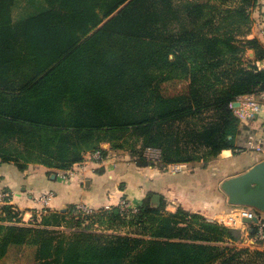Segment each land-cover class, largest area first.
I'll list each match as a JSON object with an SVG mask.
<instances>
[{
  "label": "trees",
  "instance_id": "trees-1",
  "mask_svg": "<svg viewBox=\"0 0 264 264\" xmlns=\"http://www.w3.org/2000/svg\"><path fill=\"white\" fill-rule=\"evenodd\" d=\"M255 2L41 0L14 18L17 0H0V161L69 170L108 143L164 169L239 150L231 103L264 88V49L246 38ZM243 233L151 193L135 210L70 206L37 225L6 204L0 264H264Z\"/></svg>",
  "mask_w": 264,
  "mask_h": 264
},
{
  "label": "crops",
  "instance_id": "crops-1",
  "mask_svg": "<svg viewBox=\"0 0 264 264\" xmlns=\"http://www.w3.org/2000/svg\"><path fill=\"white\" fill-rule=\"evenodd\" d=\"M249 11L251 27L246 38H256L264 49V0H256ZM247 56L254 61L251 49ZM258 64L264 65V60L257 61ZM263 118L264 107L260 113L240 121L236 137L239 150L223 149L216 158L205 163H185L179 171L138 166L129 153L114 151L108 143H103L107 154L102 159L86 157L69 170L38 163H28L20 169L13 162L0 161V186L12 193L10 204L20 211L21 221L27 225H32L25 220L38 209L36 198L43 191L53 193L47 211L66 212L70 206L78 205H86L92 210L108 208L119 206L122 199L136 208L151 193V199L154 194L160 196V202L165 204L167 211H175L181 206L216 222V215L231 208L220 187L221 182L264 158L263 153L249 149L245 144L247 135L260 129ZM60 173H66L65 178ZM244 224L238 227L244 232L240 245L244 243L264 250V244L256 243L246 232L250 231L252 223ZM59 228L63 229V226Z\"/></svg>",
  "mask_w": 264,
  "mask_h": 264
},
{
  "label": "built area",
  "instance_id": "built-area-1",
  "mask_svg": "<svg viewBox=\"0 0 264 264\" xmlns=\"http://www.w3.org/2000/svg\"><path fill=\"white\" fill-rule=\"evenodd\" d=\"M264 32V31H263ZM259 67H264L263 64H258ZM237 105H234V103ZM231 107L233 109L234 114L237 118L242 121L246 119L248 116L253 114H258L264 107V88L256 89L254 92L243 94L238 96L232 103ZM246 146L249 149H252L257 152H261L264 154V118L261 122L260 129L256 133H250L246 137ZM151 155H157L156 151H149ZM87 158H97L102 159L101 152L99 150H95L93 152H89L86 155ZM185 163H172L165 166V168L169 171H179ZM68 172V171H67ZM71 174V172L69 171ZM62 178H65L66 173H60ZM51 191H43L37 195L38 209L34 211V213L30 216L27 221L32 225H36L40 222L41 216L47 212V206L50 203V199L52 198ZM12 193L6 190L4 187L0 186V211L3 205H8L11 202ZM12 205V204H11ZM119 207L121 210H135L136 208L130 207L128 202L125 199H122L119 203ZM13 208V206H12ZM77 209L84 214H88L92 212V209L87 207L86 205H78ZM257 215V211L249 206L245 205H231V208L222 213L216 215L215 221L221 224L229 225L231 227H241L245 225L242 221L243 218H253ZM264 216V214H260V217ZM22 220V218H21ZM23 221V222H25ZM256 225L255 234L253 235V241H262L264 244V222L259 221L257 223H252ZM246 231V229H245Z\"/></svg>",
  "mask_w": 264,
  "mask_h": 264
},
{
  "label": "water",
  "instance_id": "water-1",
  "mask_svg": "<svg viewBox=\"0 0 264 264\" xmlns=\"http://www.w3.org/2000/svg\"><path fill=\"white\" fill-rule=\"evenodd\" d=\"M234 105L237 103L235 102ZM220 187L227 196V202L230 205H245L259 212L251 219H242L244 223H257L260 214H264V158L255 162L248 169L227 177L221 182ZM151 202L158 205L160 196L154 194Z\"/></svg>",
  "mask_w": 264,
  "mask_h": 264
},
{
  "label": "rangeland",
  "instance_id": "rangeland-1",
  "mask_svg": "<svg viewBox=\"0 0 264 264\" xmlns=\"http://www.w3.org/2000/svg\"><path fill=\"white\" fill-rule=\"evenodd\" d=\"M39 6H41V0H17V4L13 8V16H14V18L24 16V15L32 12L34 7H39ZM112 150H114V149H112ZM114 151H116V150H114ZM120 151H122L123 153H127V154L129 153L127 150H120ZM148 154H150V153L148 152ZM129 155H130V153H129ZM155 159H157V158H155ZM92 229L97 230V231H100V230L112 231V229L109 230V229L103 228L100 224H99V226L97 224H94L92 226ZM115 232L123 233V232H127V230L126 229H120V230H117ZM243 244L244 243H242V245ZM244 245H246V244H244Z\"/></svg>",
  "mask_w": 264,
  "mask_h": 264
}]
</instances>
